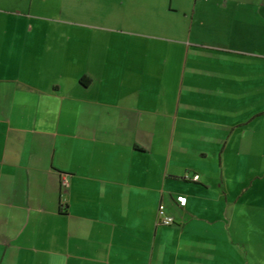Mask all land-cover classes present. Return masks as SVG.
Here are the masks:
<instances>
[{
	"label": "crops",
	"instance_id": "0c3cea01",
	"mask_svg": "<svg viewBox=\"0 0 264 264\" xmlns=\"http://www.w3.org/2000/svg\"><path fill=\"white\" fill-rule=\"evenodd\" d=\"M261 143L264 0H0V264H228Z\"/></svg>",
	"mask_w": 264,
	"mask_h": 264
},
{
	"label": "rangeland",
	"instance_id": "374dc122",
	"mask_svg": "<svg viewBox=\"0 0 264 264\" xmlns=\"http://www.w3.org/2000/svg\"><path fill=\"white\" fill-rule=\"evenodd\" d=\"M254 144L256 143L248 142L251 147ZM262 148L264 149V145L261 146L260 153H252L250 173L244 175V179L248 181L244 186L255 187L246 197L251 203L249 212L246 211L240 215L241 217H236L235 246L233 253L231 251L225 260L228 264H264V158L260 156L263 153ZM256 156L257 158H254ZM234 187L238 193L237 185Z\"/></svg>",
	"mask_w": 264,
	"mask_h": 264
},
{
	"label": "built area",
	"instance_id": "2783aa9c",
	"mask_svg": "<svg viewBox=\"0 0 264 264\" xmlns=\"http://www.w3.org/2000/svg\"><path fill=\"white\" fill-rule=\"evenodd\" d=\"M199 176L198 175H194L192 177V179L194 181L198 180ZM67 183V179L65 176H62V184H66ZM177 200L179 201V203L181 205H184L185 204V198L184 197H178ZM157 222L159 224H162V225H170L172 223H174V219L173 217L169 216L166 214L165 212V205L164 204H160L159 207H158V211H157Z\"/></svg>",
	"mask_w": 264,
	"mask_h": 264
},
{
	"label": "trees",
	"instance_id": "16d2710c",
	"mask_svg": "<svg viewBox=\"0 0 264 264\" xmlns=\"http://www.w3.org/2000/svg\"><path fill=\"white\" fill-rule=\"evenodd\" d=\"M197 181V180H196Z\"/></svg>",
	"mask_w": 264,
	"mask_h": 264
}]
</instances>
